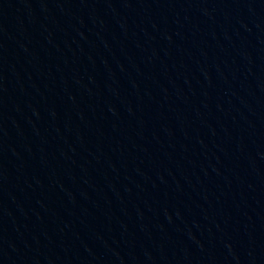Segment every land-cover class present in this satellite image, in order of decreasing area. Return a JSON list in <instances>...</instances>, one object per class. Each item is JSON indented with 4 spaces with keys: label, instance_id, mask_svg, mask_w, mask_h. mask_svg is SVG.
Returning a JSON list of instances; mask_svg holds the SVG:
<instances>
[{
    "label": "water",
    "instance_id": "water-1",
    "mask_svg": "<svg viewBox=\"0 0 264 264\" xmlns=\"http://www.w3.org/2000/svg\"><path fill=\"white\" fill-rule=\"evenodd\" d=\"M0 264H264V0H0Z\"/></svg>",
    "mask_w": 264,
    "mask_h": 264
}]
</instances>
